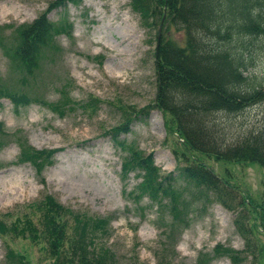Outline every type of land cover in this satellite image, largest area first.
<instances>
[{"label": "rangeland", "instance_id": "rangeland-1", "mask_svg": "<svg viewBox=\"0 0 264 264\" xmlns=\"http://www.w3.org/2000/svg\"><path fill=\"white\" fill-rule=\"evenodd\" d=\"M54 1L0 0V26L30 23ZM261 14L264 16V8ZM61 15L62 10L55 8L47 19L56 22ZM65 16L72 23V35L70 39H56L60 52L55 63L43 67L38 82L39 98L46 103L57 101L62 84L73 101L84 104L93 96L96 109L83 113L76 108L60 115L35 103L15 109L7 100L0 99V131L8 136L0 147V220L10 225L28 217L37 225L39 214L32 207L49 195L70 212L88 217L113 216L107 244L118 264H157L154 252L166 255L161 264H199L200 255H211L218 245L237 251L238 264H264V229L258 221L247 212L241 219L244 226L253 228L248 239L254 254L251 255L244 251L248 245L233 223L240 209L226 210L215 202L194 210L188 226L175 239L174 253L160 252L163 228L157 227L155 208L149 207L143 198L138 204L142 210L138 212L124 196L122 189L129 192L137 180L133 174L125 182L120 180V157L124 153L104 133L118 125L123 116L153 104L157 91L153 56L156 31L142 26L138 16L131 12L128 0H80L78 5L66 7ZM8 34L9 30L3 32L6 42ZM170 37L179 39V33L172 31ZM247 40L244 75L249 85H262L264 35ZM97 56H102L100 61L88 59ZM20 77L0 49L2 82L28 90L27 86H19ZM213 118L228 136L247 134L263 126L264 104L235 116L218 113ZM171 132L165 128L162 114L149 108L148 115L131 121L129 132L119 139L152 154L155 166L163 174H173L175 185L184 186L176 168L185 165L186 155L181 154ZM17 141L36 150H55L51 165H44L38 174L29 164H17ZM204 163L264 213V172L259 166L214 160ZM7 190H11L9 195L5 194ZM66 218L64 215L61 220ZM163 223L168 224V218L164 217ZM23 236L0 237V264L3 244L29 264H47L44 243L29 239L27 233ZM207 264L231 262L218 257Z\"/></svg>", "mask_w": 264, "mask_h": 264}, {"label": "trees", "instance_id": "trees-1", "mask_svg": "<svg viewBox=\"0 0 264 264\" xmlns=\"http://www.w3.org/2000/svg\"><path fill=\"white\" fill-rule=\"evenodd\" d=\"M79 3L80 0H55L30 23L0 26V49L10 60L11 68L21 75L19 86L28 87L26 90L5 85L0 79V99L7 100L15 109L35 103L60 115L76 108L83 113L95 111L93 96L84 104L73 101L62 84L58 87L57 101L46 103L39 98L38 82L43 67L55 63L54 58L60 52L56 39H70L72 35L66 7ZM128 3L143 27L160 33L153 53L157 76L153 104L123 116L118 125L104 132L124 153L120 157V180L125 182L129 174L137 180L129 192L124 187L122 193L138 212L142 210L138 204L143 198L149 207L155 208L157 227L163 228L160 252L174 253L175 239L188 226L194 210L215 202L226 210L240 209L234 227L248 245L244 251L254 255L248 241L253 228L244 226L241 219L247 212L264 229V213L204 161L255 164L264 172V124L254 132L228 136L213 118L218 113L235 116L249 107L264 104V83L248 84L243 58L249 45L247 39L264 35L261 14L264 0H128ZM55 8L62 10L61 19L51 22L47 14ZM5 30H9L8 42L3 35ZM172 31L179 33V39L170 37ZM101 58L88 57L99 61ZM149 108L162 114L165 128L168 133L174 132L181 154L186 155L185 165L176 168L184 186L175 185L173 174H163L153 163L152 154L119 139L129 132L131 121L148 115ZM5 137L8 136L0 131V147ZM17 145V164H29L38 174L44 165H51L55 150H36L18 141ZM32 209L39 214L37 225L28 217L10 225L0 220V237L27 233L29 239L40 240L45 245L47 264H118L107 244L113 216L88 217L70 212L49 195ZM64 215L67 218L61 220ZM164 217L168 218V224L163 223ZM3 245L2 264H29ZM153 254L157 264L164 262L166 255ZM218 257L228 258L231 264L240 261L237 251L218 245L211 255L201 254L198 263L207 264Z\"/></svg>", "mask_w": 264, "mask_h": 264}, {"label": "water", "instance_id": "water-1", "mask_svg": "<svg viewBox=\"0 0 264 264\" xmlns=\"http://www.w3.org/2000/svg\"><path fill=\"white\" fill-rule=\"evenodd\" d=\"M159 30H158V32H157V34H156V44L158 43V39H159Z\"/></svg>", "mask_w": 264, "mask_h": 264}, {"label": "bare ground", "instance_id": "bare-ground-1", "mask_svg": "<svg viewBox=\"0 0 264 264\" xmlns=\"http://www.w3.org/2000/svg\"><path fill=\"white\" fill-rule=\"evenodd\" d=\"M14 191H16V190H14ZM10 193H11V190H7V191L5 192L6 195H9Z\"/></svg>", "mask_w": 264, "mask_h": 264}]
</instances>
